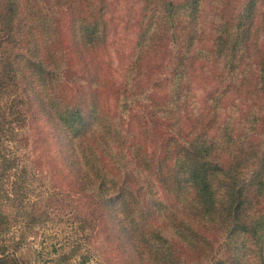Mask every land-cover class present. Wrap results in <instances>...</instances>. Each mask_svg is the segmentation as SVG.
I'll return each mask as SVG.
<instances>
[{
  "label": "trees",
  "instance_id": "trees-1",
  "mask_svg": "<svg viewBox=\"0 0 264 264\" xmlns=\"http://www.w3.org/2000/svg\"><path fill=\"white\" fill-rule=\"evenodd\" d=\"M137 1L113 67L110 0H0V134L48 126L131 264H264V0Z\"/></svg>",
  "mask_w": 264,
  "mask_h": 264
},
{
  "label": "rangeland",
  "instance_id": "rangeland-1",
  "mask_svg": "<svg viewBox=\"0 0 264 264\" xmlns=\"http://www.w3.org/2000/svg\"><path fill=\"white\" fill-rule=\"evenodd\" d=\"M110 1V17L117 27L106 60L121 67L128 63L125 55L135 38L130 15L139 9V1ZM205 13L209 23L210 2ZM157 68L152 80L164 84V67ZM114 77L120 79L119 69ZM195 92L199 97L202 89ZM68 170L58 141L45 124L29 120L0 134V249L28 264H131Z\"/></svg>",
  "mask_w": 264,
  "mask_h": 264
}]
</instances>
